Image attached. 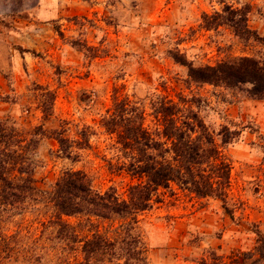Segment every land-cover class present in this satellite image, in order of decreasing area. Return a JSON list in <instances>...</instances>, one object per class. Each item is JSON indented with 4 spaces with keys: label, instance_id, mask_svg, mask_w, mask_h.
<instances>
[{
    "label": "rangeland",
    "instance_id": "obj_1",
    "mask_svg": "<svg viewBox=\"0 0 264 264\" xmlns=\"http://www.w3.org/2000/svg\"><path fill=\"white\" fill-rule=\"evenodd\" d=\"M239 11L263 42L233 33L228 19ZM175 52L193 68L242 56L264 62V0H0V122L34 137L28 157L38 190L66 170L119 200L143 181L124 171L129 155L100 124L116 101L152 135L162 128L161 105L174 106L182 130L194 114L190 135L211 138L229 166L222 201L170 183L132 220L64 218L73 241L57 233L45 203L29 201L0 222V264H82L80 245L92 231L113 243L94 263L122 264L125 223L142 258L128 264H264L255 236L264 237V99L191 80ZM87 128L88 146L71 149L75 160L57 152L54 131L74 141ZM224 130L236 134L226 144Z\"/></svg>",
    "mask_w": 264,
    "mask_h": 264
},
{
    "label": "trees",
    "instance_id": "obj_2",
    "mask_svg": "<svg viewBox=\"0 0 264 264\" xmlns=\"http://www.w3.org/2000/svg\"><path fill=\"white\" fill-rule=\"evenodd\" d=\"M235 14L236 18L228 19L233 33L243 40L252 38L263 42L261 37L247 28L245 13L239 11ZM207 19L203 17L205 22ZM171 56L175 62L187 66L188 75L195 82L223 86L252 99H264V62L254 57H235L215 66L193 68L186 64L181 54L175 52ZM172 110L173 105L160 106L163 124L160 133L154 135L142 127L141 116L132 114L134 108H128L123 101L114 102L111 114L100 120L105 132L115 133L116 143L129 155L124 171L136 180H143L128 187L125 200L117 199L111 190L102 194L94 192L85 175L78 170H66L49 190H38L33 185L28 157V150L35 144L34 137L23 140L0 122V222L6 219L7 214L21 211L27 202L41 201L50 210L49 221L62 226L57 233L73 241L76 235L70 227L63 226L64 218L83 216L87 223H90L91 217L105 220L115 216L132 220L136 213L149 208L151 197L157 189H168L170 183L195 196L222 201L228 184V164L220 158L211 138H201L202 134L194 137L190 135L193 126L188 119L195 120L194 114H189L190 117L182 123V130L175 126L171 118ZM53 133L57 152L67 159L75 160L77 157L72 148L83 149L88 146V128L80 132L79 139L74 141L63 137L61 132ZM235 135L224 130L221 142L226 144ZM128 224H121L117 235L118 250L124 256L122 264L136 263L142 259L136 246L138 242L130 234ZM255 236L259 244L256 250L262 258L264 237L257 231ZM111 247V241L92 231L80 245L82 264H95V257L106 253Z\"/></svg>",
    "mask_w": 264,
    "mask_h": 264
}]
</instances>
